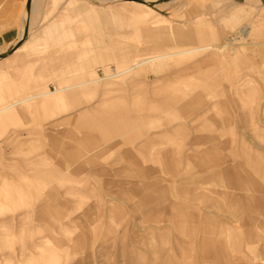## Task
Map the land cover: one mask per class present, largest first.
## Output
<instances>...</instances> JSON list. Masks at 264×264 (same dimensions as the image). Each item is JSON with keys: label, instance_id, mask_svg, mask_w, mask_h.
<instances>
[{"label": "rangeland", "instance_id": "374dc122", "mask_svg": "<svg viewBox=\"0 0 264 264\" xmlns=\"http://www.w3.org/2000/svg\"><path fill=\"white\" fill-rule=\"evenodd\" d=\"M36 5L0 64V264H264V0Z\"/></svg>", "mask_w": 264, "mask_h": 264}, {"label": "bare ground", "instance_id": "6f19581e", "mask_svg": "<svg viewBox=\"0 0 264 264\" xmlns=\"http://www.w3.org/2000/svg\"><path fill=\"white\" fill-rule=\"evenodd\" d=\"M100 1H102V2H111V3H118L119 5H121L122 7H126V6H134V7H136V8H139V9H141L144 13H148V12H150L151 10H152V8L149 6V5H147V4H144V3H141V2H138V1H135V0H100ZM147 1H149V0H147ZM150 1H155V0H150ZM27 2V0H25V3ZM36 3H37V0H32V6H31V12H32V10L35 8V7H37V5H36ZM163 4V3H162ZM36 5V6H35ZM31 12H30V14L28 15V20H29V35H28V37H27V39L24 41V43L22 44V45H20L13 53H11V54H9V55H7V56H5V57H2V58H0V64H3V63H14V62H16V60L19 58V56L25 51V50H27V46L29 45V42H31V40H30V33H31ZM78 12V11H77ZM80 12V11H79ZM33 13V12H32ZM74 14V13H73ZM72 15V14H71ZM77 15V14H76ZM80 15V14H79ZM74 16V15H73ZM138 16H142V17H144V14H140V15H138ZM67 17V19H70V18H72V17H68V16H66ZM78 17V16H77ZM74 18H76L75 16H74ZM73 18V19H74ZM70 20H72V19H70ZM24 28H25V26H24ZM24 32V31H23ZM23 32L21 33V36L23 35ZM231 43L230 42H228V41H224V42H221V44H219V46L220 45H230ZM4 52V51H3ZM171 55V54H170ZM164 56H168V55H164ZM163 56V57H164ZM148 57V56H147ZM157 58H158V56H156ZM153 58V57H152ZM162 58V57H161ZM143 59V61H146V59L147 58H142ZM148 60H149V58H148ZM155 60V59H154ZM150 61V60H149ZM159 61V60H158ZM139 62H141L140 60H139ZM160 64V63H159ZM94 81H96V80H94ZM238 248V247H237Z\"/></svg>", "mask_w": 264, "mask_h": 264}, {"label": "water", "instance_id": "95a60500", "mask_svg": "<svg viewBox=\"0 0 264 264\" xmlns=\"http://www.w3.org/2000/svg\"><path fill=\"white\" fill-rule=\"evenodd\" d=\"M144 4H147L149 6L158 4V3H163V2H168L169 0H155V1H147V0H135ZM31 6H32V0H27V4H26V9H27V14L29 15L31 12ZM27 15V16H28ZM29 20L27 18L26 22H25V28H24V32L23 35L20 37V39L11 47H9L8 49H6L4 52L0 53V58L5 57L11 53H13L20 45H22L24 43V41L27 39L28 35H29Z\"/></svg>", "mask_w": 264, "mask_h": 264}, {"label": "crops", "instance_id": "0c3cea01", "mask_svg": "<svg viewBox=\"0 0 264 264\" xmlns=\"http://www.w3.org/2000/svg\"><path fill=\"white\" fill-rule=\"evenodd\" d=\"M19 39H20V37L16 40V42H17ZM16 42H15V43H16Z\"/></svg>", "mask_w": 264, "mask_h": 264}]
</instances>
